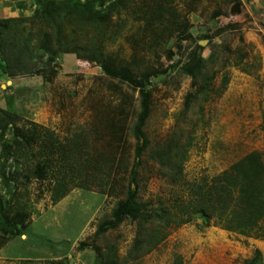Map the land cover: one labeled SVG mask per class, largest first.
I'll return each instance as SVG.
<instances>
[{
    "label": "rangeland",
    "instance_id": "obj_1",
    "mask_svg": "<svg viewBox=\"0 0 264 264\" xmlns=\"http://www.w3.org/2000/svg\"><path fill=\"white\" fill-rule=\"evenodd\" d=\"M61 1L78 8L88 0ZM96 6L95 15L59 10L47 23L34 17L35 0H0V130L9 123L0 135V196L20 230L0 233V264H264V220L237 234L176 217L189 183L251 152L264 160V0ZM145 78L139 210L95 236L125 198ZM26 122L39 126L40 142L14 140ZM78 135L93 164L110 159V177L52 205L59 151L71 155Z\"/></svg>",
    "mask_w": 264,
    "mask_h": 264
},
{
    "label": "trees",
    "instance_id": "obj_2",
    "mask_svg": "<svg viewBox=\"0 0 264 264\" xmlns=\"http://www.w3.org/2000/svg\"><path fill=\"white\" fill-rule=\"evenodd\" d=\"M58 0H35V18H42L47 23L53 14L68 15L71 12H79L87 7V11L96 14V8L102 7L105 0H88L84 4L78 3V8L68 5L65 1ZM173 0H170V4ZM171 7V6H170ZM0 26L4 22L0 20ZM188 73L193 74L190 65L186 67ZM104 71L109 75L116 76L114 71L105 67ZM141 82V93L143 96L140 113L136 125L137 137L141 141L137 142L134 152L132 166L129 170L125 198L116 204L112 213V219L98 227L95 236L105 232L109 228L117 227L125 218H135L139 210L137 202L138 194V175L142 161V155L148 147V143L143 139L142 128L145 125L149 115V97L150 90ZM2 90L0 89V93ZM8 122L0 130L3 136ZM27 125H29L27 127ZM12 136L16 138L28 139L34 137V142H40L42 134L39 126L35 123L26 122L21 127H14ZM50 153L54 155V139L50 135ZM11 147L8 144L3 145L1 157L5 162L12 156ZM61 169L55 176V183L51 190L50 200L52 205L63 199L72 189H89L92 184L99 183L102 186L108 182L109 173L104 171L110 163V159L105 156L98 158L94 164L92 157L89 156L87 141L77 136V142L73 143V151H64L60 149ZM101 161V163H99ZM63 168V169H62ZM0 178L5 181V174L1 171ZM106 178V179H105ZM100 187V186H98ZM189 195L180 203L176 213L178 224L189 222L192 216L202 218L205 226L214 225L220 229L237 234L251 232L257 225L264 220V160L261 153L251 152L242 159L233 163L228 169L213 176L209 180L201 179L188 184ZM103 190V189H100ZM6 199L0 196V233L20 234L17 225L8 220L5 215ZM7 243V240L3 244ZM81 246H85L82 244Z\"/></svg>",
    "mask_w": 264,
    "mask_h": 264
},
{
    "label": "water",
    "instance_id": "obj_3",
    "mask_svg": "<svg viewBox=\"0 0 264 264\" xmlns=\"http://www.w3.org/2000/svg\"><path fill=\"white\" fill-rule=\"evenodd\" d=\"M234 12H239V6L235 5L232 9H231V13L234 14ZM202 45V44H201ZM7 85H9V82H7ZM70 264H72L70 262Z\"/></svg>",
    "mask_w": 264,
    "mask_h": 264
}]
</instances>
